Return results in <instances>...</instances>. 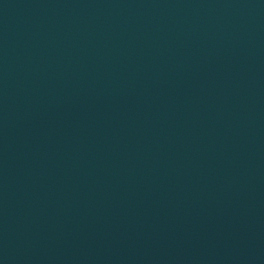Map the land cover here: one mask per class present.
I'll return each instance as SVG.
<instances>
[{"label":"water","instance_id":"95a60500","mask_svg":"<svg viewBox=\"0 0 264 264\" xmlns=\"http://www.w3.org/2000/svg\"><path fill=\"white\" fill-rule=\"evenodd\" d=\"M0 264H264V0H0Z\"/></svg>","mask_w":264,"mask_h":264}]
</instances>
